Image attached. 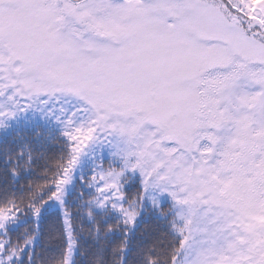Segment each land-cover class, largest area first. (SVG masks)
I'll list each match as a JSON object with an SVG mask.
<instances>
[{"label": "rangeland", "instance_id": "rangeland-1", "mask_svg": "<svg viewBox=\"0 0 264 264\" xmlns=\"http://www.w3.org/2000/svg\"><path fill=\"white\" fill-rule=\"evenodd\" d=\"M0 45L2 83L16 71L23 97L73 98L57 112L106 208L136 217L170 200L175 264H264V0H0ZM128 173L144 195L120 206ZM75 254L71 241L66 264Z\"/></svg>", "mask_w": 264, "mask_h": 264}, {"label": "trees", "instance_id": "trees-1", "mask_svg": "<svg viewBox=\"0 0 264 264\" xmlns=\"http://www.w3.org/2000/svg\"><path fill=\"white\" fill-rule=\"evenodd\" d=\"M4 52L0 45V56ZM9 57L10 63L25 62L26 66L23 58L24 61ZM21 72H25L23 68L18 69ZM12 77L14 84L9 87L2 83L8 81L9 75L0 72V218H6L0 242L14 257L6 264H66L71 241L76 249L74 264H175L184 238L177 230L172 202L166 200L156 209L147 205L136 217V212L128 211L122 216L121 210L117 213L110 206L107 209L102 200L98 201V171L89 166L80 170V145L68 131L62 112H57L69 107L73 98H54L51 103L45 98L23 97L18 93V86L22 88L19 74L14 71ZM54 102L55 110L50 108ZM78 106L85 109L88 104L78 102ZM174 117L172 122L180 120L179 111ZM256 117L258 113L255 119H245L249 124H244L246 133L254 136ZM216 126L212 125L214 135ZM203 140L206 146L209 140ZM248 143L250 155L255 158V141L245 144ZM223 147L226 149L225 144ZM242 154L246 156L244 151ZM130 176L126 175L130 182L123 190L125 203L120 206L135 205V199L144 195L141 178L131 180ZM63 194L67 198L68 221L54 207ZM126 216L134 217L133 225ZM8 221L11 226L7 227Z\"/></svg>", "mask_w": 264, "mask_h": 264}]
</instances>
